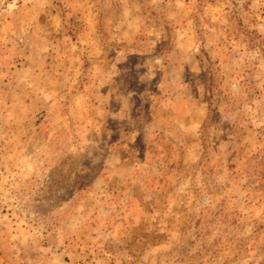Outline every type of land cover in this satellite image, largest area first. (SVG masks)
Returning <instances> with one entry per match:
<instances>
[{
    "label": "rangeland",
    "instance_id": "rangeland-1",
    "mask_svg": "<svg viewBox=\"0 0 264 264\" xmlns=\"http://www.w3.org/2000/svg\"><path fill=\"white\" fill-rule=\"evenodd\" d=\"M0 264H264V0H0Z\"/></svg>",
    "mask_w": 264,
    "mask_h": 264
}]
</instances>
